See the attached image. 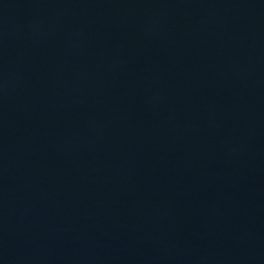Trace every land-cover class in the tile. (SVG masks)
I'll use <instances>...</instances> for the list:
<instances>
[{
  "label": "water",
  "instance_id": "95a60500",
  "mask_svg": "<svg viewBox=\"0 0 264 264\" xmlns=\"http://www.w3.org/2000/svg\"><path fill=\"white\" fill-rule=\"evenodd\" d=\"M0 264H264V0H0Z\"/></svg>",
  "mask_w": 264,
  "mask_h": 264
}]
</instances>
